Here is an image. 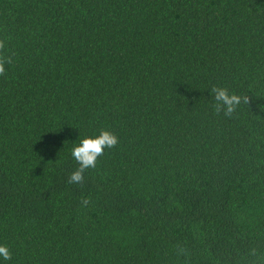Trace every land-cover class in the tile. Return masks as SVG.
<instances>
[{
    "label": "trees",
    "instance_id": "obj_1",
    "mask_svg": "<svg viewBox=\"0 0 264 264\" xmlns=\"http://www.w3.org/2000/svg\"><path fill=\"white\" fill-rule=\"evenodd\" d=\"M0 40V264H230L264 242V0H0ZM213 86L250 102L216 114ZM101 129L117 146L70 184Z\"/></svg>",
    "mask_w": 264,
    "mask_h": 264
},
{
    "label": "clouds",
    "instance_id": "obj_2",
    "mask_svg": "<svg viewBox=\"0 0 264 264\" xmlns=\"http://www.w3.org/2000/svg\"><path fill=\"white\" fill-rule=\"evenodd\" d=\"M13 62V54L5 51V43L0 40V75L5 73V65ZM210 93L215 103L212 105L216 114L221 112L225 117L231 118L237 107L243 103L250 102L247 96H240L235 92H229L226 87L213 86ZM118 137L107 129L99 130L95 136H84L79 138V143L71 149V156L78 167L69 174L70 184H83L84 173L90 168L97 166L98 158L104 155L105 149H110L118 144ZM91 203L90 197L81 199V205L87 208ZM176 256L186 262L190 261L191 253L186 246H176ZM0 257L4 260L11 259L9 249L0 245ZM230 264H264V242H254L245 244L241 250L237 251L230 258Z\"/></svg>",
    "mask_w": 264,
    "mask_h": 264
}]
</instances>
